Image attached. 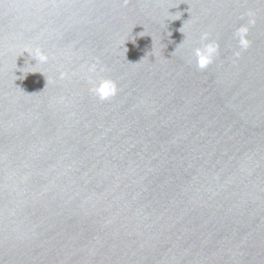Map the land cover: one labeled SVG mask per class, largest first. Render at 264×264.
I'll return each instance as SVG.
<instances>
[{
	"label": "water",
	"instance_id": "water-1",
	"mask_svg": "<svg viewBox=\"0 0 264 264\" xmlns=\"http://www.w3.org/2000/svg\"><path fill=\"white\" fill-rule=\"evenodd\" d=\"M0 264H264V0H0Z\"/></svg>",
	"mask_w": 264,
	"mask_h": 264
},
{
	"label": "clouds",
	"instance_id": "clouds-1",
	"mask_svg": "<svg viewBox=\"0 0 264 264\" xmlns=\"http://www.w3.org/2000/svg\"><path fill=\"white\" fill-rule=\"evenodd\" d=\"M254 24L255 19L253 17V14L249 12L247 24L241 25L239 28L236 29L234 33L235 38L238 40L240 48L243 50H246L250 46V41L247 39V34L249 32V26ZM201 40L207 41L208 33L202 34ZM24 52H27L30 57L36 61L35 65L37 63H47L48 56L39 48L33 51H29L26 49ZM218 52L219 44L215 42L203 43L202 47L195 48L194 55L196 58V66L201 70L205 69L208 65L213 63L214 58L216 57ZM235 55L238 57L239 52H237ZM35 65L32 66L35 67ZM89 71L94 73L96 71L95 66H92ZM64 76L65 73H61V78H63ZM90 91L100 100H107L110 97L115 96L117 94L118 89L114 81L106 78H99L95 82H93V86Z\"/></svg>",
	"mask_w": 264,
	"mask_h": 264
}]
</instances>
